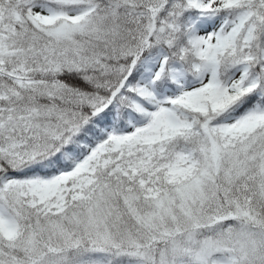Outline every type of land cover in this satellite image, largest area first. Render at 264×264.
Wrapping results in <instances>:
<instances>
[{
  "label": "snow or ice",
  "instance_id": "obj_1",
  "mask_svg": "<svg viewBox=\"0 0 264 264\" xmlns=\"http://www.w3.org/2000/svg\"><path fill=\"white\" fill-rule=\"evenodd\" d=\"M0 264H264V0H0Z\"/></svg>",
  "mask_w": 264,
  "mask_h": 264
}]
</instances>
